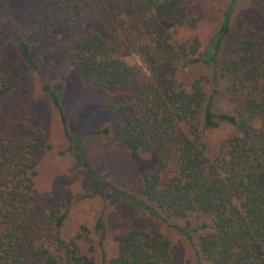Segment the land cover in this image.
<instances>
[{
  "label": "trees",
  "instance_id": "1",
  "mask_svg": "<svg viewBox=\"0 0 264 264\" xmlns=\"http://www.w3.org/2000/svg\"><path fill=\"white\" fill-rule=\"evenodd\" d=\"M259 1L262 23L243 24L232 48L228 41L241 0H232L207 44L199 37L177 42L172 31L195 30L204 17L203 0H35L43 9L36 19L42 31L55 33L66 23L101 28L70 47V66L83 89L101 92L107 107L119 113V146L151 154L155 162L140 175L135 193L115 190L178 232L193 249L194 264H264V0ZM26 32L12 23L0 35L16 42L36 69L30 45L18 35L29 37ZM127 52L141 56L150 73L131 65ZM192 66L209 73L187 87L178 75ZM21 84V69L0 59V96ZM44 91L61 117L77 166L104 196L111 185L92 167L85 135L70 130L64 85L45 81ZM3 115L0 264L174 263L177 244L170 236L142 228L116 231V250L109 257L103 252L101 261L95 248L88 249L84 225L66 234L67 204L53 205L36 189L38 166L49 149L45 131L30 115ZM222 127L230 134L213 141L211 134ZM95 232L105 234L103 217Z\"/></svg>",
  "mask_w": 264,
  "mask_h": 264
},
{
  "label": "rangeland",
  "instance_id": "2",
  "mask_svg": "<svg viewBox=\"0 0 264 264\" xmlns=\"http://www.w3.org/2000/svg\"><path fill=\"white\" fill-rule=\"evenodd\" d=\"M231 2L232 0H203L201 6L204 17L197 28L173 29L175 40L183 42L199 37L207 44L221 25L223 14ZM261 13L259 0H241V4L236 6L228 41L232 48L243 24L262 23ZM42 16L43 9L35 0H0V30H12V23L26 29L29 37L25 34L18 35L30 45L36 64V69H31L20 55L16 42L0 35V59L14 61L22 74L21 86L7 96H0V124L4 122L3 114L7 110H13V118L30 115L34 118L33 122L45 131L49 149L38 166L36 189L39 196L53 205H60L62 200L67 204L69 217L65 233L77 234L84 225L88 229V249L95 248L100 261L103 252L108 257L115 252L113 235L116 231L136 227L156 235L170 236L177 244L173 264H194V251L178 232L167 230L158 220L134 207L115 190L135 193L140 175L155 162L151 154L131 153L119 146L114 132L119 113L107 107L101 92L83 89L70 66V47L82 37L95 30L100 31L101 28L97 29L89 24L75 26L66 23L58 32L42 31L36 20ZM127 53L126 60L131 65L139 71L150 73L141 56L134 52ZM162 65L167 68L166 63ZM208 73L203 67L192 66L179 71L178 77L180 82L189 87L195 79L207 76ZM45 81L64 85L62 104L70 130L85 135V147L92 167L102 182L111 185L104 196L95 192L94 184L86 171L77 166L61 117L44 91ZM115 101L120 103L122 99L115 98ZM106 128L109 129L108 135L102 133ZM229 134V128L222 127L211 136L213 141H218ZM100 217L104 218V235L95 232L96 221ZM193 219L197 220V216H193ZM100 240L103 247L99 245Z\"/></svg>",
  "mask_w": 264,
  "mask_h": 264
}]
</instances>
